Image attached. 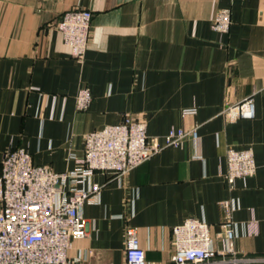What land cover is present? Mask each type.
<instances>
[{"label":"crops","instance_id":"0c3cea01","mask_svg":"<svg viewBox=\"0 0 264 264\" xmlns=\"http://www.w3.org/2000/svg\"><path fill=\"white\" fill-rule=\"evenodd\" d=\"M74 9L93 14L82 60L57 30ZM221 9L231 11L228 34L211 28ZM81 88L93 98L84 112ZM249 97L255 117L227 122L224 105ZM190 108L197 114L184 116ZM127 115L161 139L198 126V146L165 148L121 179L97 173L103 190L84 207L87 236L73 240L70 263L126 264L127 231L136 228L149 263L173 264V228L195 218L215 238L225 202L237 258H264V0H0V171L11 147L28 150L35 165L75 170L85 136ZM230 148H251L257 164L233 190Z\"/></svg>","mask_w":264,"mask_h":264},{"label":"built area","instance_id":"2783aa9c","mask_svg":"<svg viewBox=\"0 0 264 264\" xmlns=\"http://www.w3.org/2000/svg\"><path fill=\"white\" fill-rule=\"evenodd\" d=\"M92 17L88 9H74L65 12L57 24L64 44L80 60L89 47ZM231 24L229 9L217 10L211 17V28L220 34H228ZM92 100L90 90L81 88L75 97L77 111H86ZM196 114L197 108L183 110L184 116ZM222 115L227 122L253 119V97L238 104L226 103ZM188 142L198 146V126L190 130L172 128L161 139L148 136L143 119L127 115L122 123L85 136L83 158L71 156L79 166L72 171L55 172L35 165L25 148H9L0 171V264H71L73 240L87 236L84 207L98 203L103 190L94 176L100 173L124 178L165 148L182 149ZM226 162L225 179L230 190L238 180H247L257 170L251 148L228 149ZM224 207L225 218L215 238L211 226L195 218L173 228V264L264 263V258H237L233 245L237 238L234 208L230 202H225ZM227 256L233 257L225 259ZM125 257L126 264H151L136 228L127 231Z\"/></svg>","mask_w":264,"mask_h":264}]
</instances>
